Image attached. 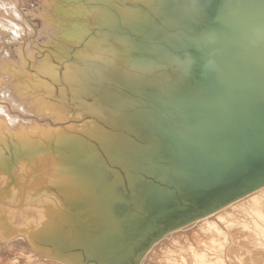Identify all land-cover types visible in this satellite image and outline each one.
<instances>
[{
  "label": "bare ground",
  "instance_id": "obj_1",
  "mask_svg": "<svg viewBox=\"0 0 264 264\" xmlns=\"http://www.w3.org/2000/svg\"><path fill=\"white\" fill-rule=\"evenodd\" d=\"M33 1L22 12L19 0H0V100L19 112L0 104V264H264V183L210 208L231 192L233 176L219 168L235 149L206 161L256 109L223 91L264 94L251 78L264 71V17L244 7L229 25L247 40L228 49L234 37L214 23L209 0ZM250 1L264 16V0ZM43 25L54 36L42 28L20 45ZM11 38L20 42L9 53ZM212 87L210 103L191 106ZM43 119L42 129L33 122ZM70 138L136 160L117 167L134 198L119 199L116 177L98 163L48 148L66 150ZM173 184L192 206L172 199ZM138 192L156 205L151 215L136 214Z\"/></svg>",
  "mask_w": 264,
  "mask_h": 264
},
{
  "label": "water",
  "instance_id": "obj_2",
  "mask_svg": "<svg viewBox=\"0 0 264 264\" xmlns=\"http://www.w3.org/2000/svg\"><path fill=\"white\" fill-rule=\"evenodd\" d=\"M209 1L210 2H208L209 5L207 6V8L209 7L210 12L212 11V6L217 7L218 9V11L212 13V16L214 17L212 19L214 20V23L218 24L219 26H221V28H223L221 29L223 36L234 37L233 39L235 43L228 41L230 42L229 44H227L228 49H232L235 47H238V49H240L244 41L247 40V38L239 36L236 33L235 28H232L231 30V26L229 25L231 20L233 21V18L240 17L241 15H245V12L243 10L244 7H246V9L252 13V17L254 18L264 17L263 11H256L255 9L256 5H253L252 1L250 0L249 1L230 0L228 1V3L224 2L223 0H209ZM253 13L255 15H253ZM220 22H224V23L220 25ZM260 36L264 39V28L260 32ZM261 53H262L261 58L264 60V49L262 50ZM245 76H249V75L245 74L244 77ZM198 77L197 80H199ZM242 77L243 76L240 75V78ZM252 77H257V79L260 80L259 82L264 83V71L255 70L251 78ZM207 89L209 91L206 90L205 88L203 89L204 92L201 91L202 100L192 103L191 106L197 107L202 103L203 104L210 103L208 102L209 99L204 98L206 96V93L210 94V96L217 95V91L213 87L212 89L209 88ZM257 90L258 91L250 93L248 95L246 93L245 95H240V96H238L237 93H232L230 91H223L224 94L228 96V98L232 103L236 105H243L244 107H249V106L256 107V109L243 111L245 118L241 123L239 122L238 124H236L238 128H242L243 133L224 135V136L220 135L219 143L221 146L220 148L222 150H220V152H217L214 155H207L206 157L207 159L206 161L212 162L218 160L226 148L234 147L235 149L236 158L234 163L230 164L228 161H222L220 162L222 164L219 168V171L222 172L223 169H228L231 173L230 176H233V179L229 182L232 185L230 189L231 192L222 196L221 201L219 199L214 201L215 205H212L214 204V202L208 205V206L212 205L210 208H212L213 206L215 207L219 203H223L224 201L232 198L233 196L241 194L244 191L255 188L256 186H259L260 184L264 183V164H262L264 163V94L262 91H260L259 88ZM49 143H48L49 145L48 148L50 150H58V152L63 154V157L64 155L73 153L78 157H80L81 159H83V161L86 163L87 162L98 163L103 171L107 173H111L116 177V182L120 184V188H121L120 191H118V193H121L119 196L122 197L119 199L127 202L130 201V199L134 198L131 189L125 184L124 174L120 172L119 169L117 168V167L121 168V166L125 165L126 161H128L129 159L128 154L125 155L123 152H120L118 148L113 147L111 148V150L113 149V157L108 158L107 155L104 156L94 144L89 143L87 145L88 147H86V145L80 146L78 145L80 143L76 141L74 138L69 139L68 143H70V145L69 148L66 150L63 148V146H54L55 144L51 145L52 143L51 141H49ZM19 147L20 146L15 147L14 151H16L18 154H21ZM21 157L25 158L24 154H21ZM129 160L136 162V160H132V159ZM34 162H28L27 166L31 165V163ZM176 186L177 184H173L170 186V189L173 191L172 196H174L172 197V199L175 198L178 201H182L184 205L187 203L192 206L193 203L186 201L178 192V190H176ZM138 196H139V192L136 193V214L140 215L141 212H146L150 214V212H153L154 206L156 205L151 206L150 203H146L147 201H144L145 204H143L144 202L141 203V199L144 200L146 199V197L143 196L138 197ZM98 206L105 207L106 210L108 209V207L103 205V203H99ZM139 206L141 207L139 208ZM208 206L199 208L197 210L192 209L191 212L188 213V215L190 216L193 213L196 212L198 213V211L200 212L206 211L207 209H209ZM157 208L158 211L160 212L159 205L157 206ZM94 210L95 207L90 211L92 212ZM100 213H102V215L105 216L103 212ZM168 213L169 211L163 213L162 217H167ZM108 215H110V213ZM107 218H109V216ZM150 219H152L153 226H155L156 221L159 220V219L155 220L156 218L146 217L143 218L141 222L145 224L150 222L149 221ZM150 225H152V223ZM147 228L150 229L151 227L149 226ZM98 258L99 257L96 258L95 256L92 257V259H98Z\"/></svg>",
  "mask_w": 264,
  "mask_h": 264
},
{
  "label": "rangeland",
  "instance_id": "obj_3",
  "mask_svg": "<svg viewBox=\"0 0 264 264\" xmlns=\"http://www.w3.org/2000/svg\"><path fill=\"white\" fill-rule=\"evenodd\" d=\"M5 1L7 2L8 0H2V3H4ZM19 1H20V2H18V4H16V5H18V9H19L20 11H22V12H25V10L29 8V7H26V6H28V5H27V2H26L27 0H19ZM29 1H30V0H29ZM34 1H35V2H34ZM34 1H33V3H34V5H35V7L37 8V7H39V5H41V2H42L43 0H40L41 2H37L38 0H34ZM127 1H129V0H127ZM6 2H5L4 4H7ZM21 2L24 3V4H23L24 8H23ZM35 3H37V4H35ZM20 4H21V5H20ZM25 4H26V6H25ZM21 6H22V7H21ZM0 7L4 8V9H6V10L8 9V7H5V6H0ZM20 7H21V8H20ZM25 8H26V9H25ZM34 18H36V17L34 16ZM37 19H39V17H37ZM39 28H40V29H39ZM39 28L36 27V30L38 29V30H37L38 32H37V34L35 33V34H33L32 36H28V35L25 36V35H23V33H22V35H21L22 38H20L21 36H18L19 38H17V39L21 40V42H20V41H17L16 38H11V41H10V42H7V41H6V42L8 43V45H9V47L11 48L10 51H9V53H11V50H14V47H15L14 45H17L16 43H18V42H20V45L23 44L24 46L27 45V44H29L31 41L34 42L35 40H34L33 38H35V37L39 34V30H42V28H43V29L45 28V25H43L42 27H39ZM46 29H47V28H46ZM46 29H44V30H45L47 33L49 32V33H48V34H49V37H51V35L54 36V32H53V30L51 31V29H50V30H48V29L46 30ZM2 31H7V30L4 29V28H2ZM7 32H9V31H7ZM50 32H51V33H50ZM10 33L12 34V32H10ZM8 37H9V36H6L5 38L7 39ZM25 38H27V40H26ZM46 38H47V37H46ZM12 39H13V40H12ZM31 39H32V40H31ZM46 40H48V38H47ZM25 41H26V42H25ZM11 42H12V43H11ZM28 42H29V43H28ZM21 43H22V44H21ZM26 43H27V44H26ZM0 44L3 46V44H2L1 42H0ZM34 44H35V45L37 44V46L40 45V43H33V45H34ZM23 45H22V46H23ZM39 47H42V46L40 45ZM3 54H4V52H2V56H3ZM13 54H15V53H13ZM13 54H12V55H13ZM13 56H15V57L18 58V54L13 55ZM13 56H12V57H13ZM37 58H38V57H37ZM37 58H35V59H37ZM28 68H29V70L31 69V67H29V66H28ZM38 75L40 76V74H38ZM53 75H54V73H53ZM54 76L57 78V79H56V78H55V79H56V82H58V83L53 84V86H54V88H55V91L57 90V91L55 92V95L58 96V95L60 94V84H59L60 81H59V75H56V74H55ZM51 82H52V81H51ZM57 85H58V86H57ZM58 89H59V90H58ZM58 93H59V94H58ZM60 95H61V94H60ZM2 102H5V103H2ZM0 104H2L3 106H5V105L8 104L7 107L10 109V114L13 115V116H14V115H19V112L16 113V110H14L13 107L11 106L12 104L10 103V101H8V100H5V101L0 100ZM20 115H22V114H20ZM23 116H24V115H23ZM24 117L27 118V117H30V116H24ZM32 121H33V120H32ZM33 122L39 124L40 127H41V129H42V128H43V124H44V122H46V120L43 119V120H41V121H33ZM30 130H31V129H30ZM42 133H44V132H42ZM54 134H55V133H54ZM32 135H33V134H32ZM35 135H38V136H40V138H43V134L41 135L40 133H38V134H34V137L31 136V138L36 139L37 137H36ZM165 232H166V230L162 231L161 235H162L163 233H165Z\"/></svg>",
  "mask_w": 264,
  "mask_h": 264
}]
</instances>
